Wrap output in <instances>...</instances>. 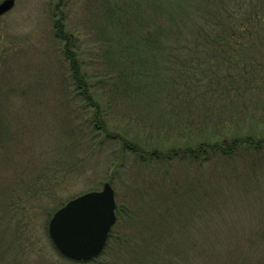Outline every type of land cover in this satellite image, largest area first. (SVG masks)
<instances>
[{
  "label": "rangeland",
  "instance_id": "1",
  "mask_svg": "<svg viewBox=\"0 0 264 264\" xmlns=\"http://www.w3.org/2000/svg\"><path fill=\"white\" fill-rule=\"evenodd\" d=\"M187 2L15 0L0 18V264H83L56 251L47 224L104 183L117 220L102 253L84 264H264V25L263 40L251 35L243 51L247 83L257 79L260 90L242 97L184 106L142 73L125 92L101 86L122 63L147 64L123 49L133 43L124 23L131 4L141 3L143 30L164 32L171 6ZM248 137L261 147L224 159L206 143L205 154L196 151L203 138Z\"/></svg>",
  "mask_w": 264,
  "mask_h": 264
},
{
  "label": "trees",
  "instance_id": "2",
  "mask_svg": "<svg viewBox=\"0 0 264 264\" xmlns=\"http://www.w3.org/2000/svg\"><path fill=\"white\" fill-rule=\"evenodd\" d=\"M191 2L171 6L164 32L162 26L158 24H155L153 29L143 30L144 23L140 17L138 19L135 17L141 10V3L131 4L129 7H134L133 16L124 23L130 20L131 29L128 32L133 36V43L123 49L130 50L138 65L145 62L147 64L144 71H137L131 67V61L128 64L122 63V73L117 74L116 80L111 81L109 76L108 80L101 77V86L111 85L116 91L125 92L133 78L137 82L142 79L140 77L142 73L146 74L147 77L144 78H148L149 86L154 84L156 87H164L170 98L179 99L184 106L193 97L200 96L205 99L206 96H213L228 100L234 96H244L247 90L259 89L257 79L251 85L247 83L246 72L249 63L245 65L243 54L247 52L243 51L249 45L251 35H255L257 38L255 41L263 40L259 35L264 25V9L261 6L263 3L260 0H191ZM158 9L159 7L155 6V13ZM115 24L118 25L119 21ZM59 26L61 27L55 25L56 35L61 32L58 31ZM185 30L188 33L183 39L182 33ZM162 35L167 36V42L162 41ZM61 38L63 39V36ZM171 47H178L179 51H168ZM65 54L67 59L68 53ZM119 54L122 56L120 52ZM220 64L225 66L219 67ZM137 68L141 69L142 66ZM69 70L74 80H81L80 84L83 86L84 79L73 60L70 62ZM140 86L143 89V84H137L134 88L139 90ZM212 135H215V132H212ZM200 143L202 144H199L197 152L205 154L207 148L203 147V143H206L208 150L221 159L243 150V147L254 150L262 145L250 137L233 138L228 144L225 140L213 145H209L203 138ZM134 148L136 149L137 145ZM192 150L191 148L184 150V156L192 153Z\"/></svg>",
  "mask_w": 264,
  "mask_h": 264
},
{
  "label": "water",
  "instance_id": "3",
  "mask_svg": "<svg viewBox=\"0 0 264 264\" xmlns=\"http://www.w3.org/2000/svg\"><path fill=\"white\" fill-rule=\"evenodd\" d=\"M14 0L0 2V16L8 12ZM114 192L108 183L99 191L81 194L67 201L50 218V240L63 257L88 262L103 250L115 222Z\"/></svg>",
  "mask_w": 264,
  "mask_h": 264
},
{
  "label": "flooded vegetation",
  "instance_id": "4",
  "mask_svg": "<svg viewBox=\"0 0 264 264\" xmlns=\"http://www.w3.org/2000/svg\"><path fill=\"white\" fill-rule=\"evenodd\" d=\"M3 17V16H2ZM2 17H0V18H2Z\"/></svg>",
  "mask_w": 264,
  "mask_h": 264
}]
</instances>
